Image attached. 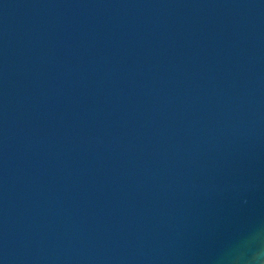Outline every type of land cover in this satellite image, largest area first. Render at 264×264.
Listing matches in <instances>:
<instances>
[{"label":"water","instance_id":"95a60500","mask_svg":"<svg viewBox=\"0 0 264 264\" xmlns=\"http://www.w3.org/2000/svg\"><path fill=\"white\" fill-rule=\"evenodd\" d=\"M264 237V0H0V264H238Z\"/></svg>","mask_w":264,"mask_h":264},{"label":"clouds","instance_id":"9594fccd","mask_svg":"<svg viewBox=\"0 0 264 264\" xmlns=\"http://www.w3.org/2000/svg\"><path fill=\"white\" fill-rule=\"evenodd\" d=\"M246 255L239 258L238 264H264V237L252 235L241 243Z\"/></svg>","mask_w":264,"mask_h":264}]
</instances>
